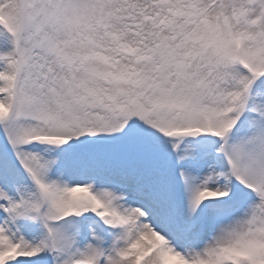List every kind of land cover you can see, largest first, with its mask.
Segmentation results:
<instances>
[{"label": "snow or ice", "instance_id": "6c2138e0", "mask_svg": "<svg viewBox=\"0 0 264 264\" xmlns=\"http://www.w3.org/2000/svg\"><path fill=\"white\" fill-rule=\"evenodd\" d=\"M0 264H264V0H0Z\"/></svg>", "mask_w": 264, "mask_h": 264}]
</instances>
